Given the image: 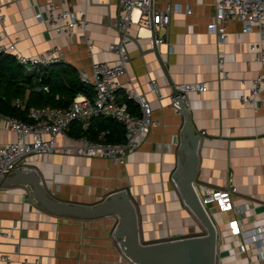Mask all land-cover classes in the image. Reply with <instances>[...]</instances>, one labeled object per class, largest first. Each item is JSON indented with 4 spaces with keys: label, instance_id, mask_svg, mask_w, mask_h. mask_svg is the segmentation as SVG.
Returning <instances> with one entry per match:
<instances>
[{
    "label": "crops",
    "instance_id": "obj_1",
    "mask_svg": "<svg viewBox=\"0 0 264 264\" xmlns=\"http://www.w3.org/2000/svg\"><path fill=\"white\" fill-rule=\"evenodd\" d=\"M68 1L72 8L86 10L85 32L94 43L92 55L79 32L57 34L49 22L37 17L38 13L45 16L44 0H0L2 41L8 43L18 35L16 47L25 54L58 45L65 61L76 69L90 70L92 57L112 62L115 54L107 45L119 39V0ZM166 1L157 0V5ZM169 1L189 5L191 13L173 12L169 24L154 31L134 23L131 37L123 40L128 61L119 79L144 93L158 120L138 147L129 151L121 164L112 163L107 156L59 148L27 157L47 192L57 199L92 204L125 189L136 209L140 240L146 242L205 232L177 182V170L186 157L181 146L186 133L183 113L169 104L168 94L181 81L207 83L204 91L188 92L189 121L199 134L193 182L235 185L233 198L244 207V224L264 223V86L253 102L238 98L260 69L250 43L264 42V29L244 32L239 20H230L226 23L227 39L220 43L206 28L215 0ZM136 14L133 10L132 15ZM157 36L164 40L156 43ZM220 53L224 56L221 64ZM150 79L156 80L162 97L149 87ZM121 96L122 91L117 98ZM13 137L12 130L0 127V144ZM65 141L57 135L55 144ZM29 188L23 183L0 184V224L21 225L13 230V237L0 239V250L18 260L41 255L49 264L118 262L115 215L80 218L55 213L35 201ZM208 212L217 229L216 264H264V256L253 243L229 233L226 213L215 207Z\"/></svg>",
    "mask_w": 264,
    "mask_h": 264
},
{
    "label": "built area",
    "instance_id": "obj_2",
    "mask_svg": "<svg viewBox=\"0 0 264 264\" xmlns=\"http://www.w3.org/2000/svg\"><path fill=\"white\" fill-rule=\"evenodd\" d=\"M12 0H6L9 2ZM120 17L117 21L119 39L110 41L108 49L115 54L112 62L92 57L90 70L80 67L77 69L79 78L93 85L94 96L89 98L83 92H77L73 99L63 107L45 105H28L26 101L15 98L13 103L21 108H27L29 121L20 119L0 111V127H5L14 132V137L0 144V175L14 171L31 168L27 157L29 155H44L57 148L64 152L73 151L85 155L107 156L112 163L121 164L129 151L138 147L144 140L151 126L158 120L153 117L152 108L144 93L138 91L133 85H125L119 77L125 73L128 54L123 46V40L131 37L130 28L136 24L138 28L156 30L169 24L173 12L191 13L189 5L169 0L162 6L157 5V0H119ZM45 16L38 13L40 20L49 22L57 34L72 36L79 32L86 47L92 55L93 41L85 30L88 25L86 10L84 8H72L68 0H44ZM137 11L135 16L132 11ZM4 13L0 10V22ZM230 20H239L242 24L241 31L264 29V0H215L214 12L206 23L208 31L216 34L218 42L227 39L226 23ZM0 32V52L11 53L14 58L27 69H34L40 65L65 62V54L58 45H52L44 50L32 54H25L17 49L16 35L8 43L2 41ZM162 36L155 37L156 43L162 42ZM250 48L256 60L260 63L257 74L250 79L245 91H241L238 98L242 101L253 102L264 86V42L254 40ZM224 61L222 53L218 56V63ZM224 74V72H223ZM243 81V79L241 80ZM149 87L162 97L155 79H150ZM174 86L178 93L172 91L168 94L169 104L181 112L179 100L189 106L188 92L191 90L204 91L207 83L203 80L181 81ZM47 89V86H43ZM122 91L127 99L135 101L138 111L129 109L125 100L118 101V93ZM97 115H111L119 121L124 128L123 142H108L101 131L97 139H91L86 135L72 136L67 133L69 125L78 120L83 127H87L89 119ZM200 134L204 130L199 131ZM60 135L66 141L56 145L55 140ZM195 191L207 211L215 207L217 212L226 213V226L231 235H236L244 242L253 243L257 253L264 256V223L246 226L243 221L244 207L235 203L233 195L237 187L230 184L226 187H216L202 180L193 182ZM21 225L14 222L9 227L0 224V239L13 237V230L20 229ZM119 246V243H118ZM119 258L116 264H134L119 246ZM0 264H49L41 255H35L32 259H14L8 251L0 250Z\"/></svg>",
    "mask_w": 264,
    "mask_h": 264
},
{
    "label": "water",
    "instance_id": "obj_3",
    "mask_svg": "<svg viewBox=\"0 0 264 264\" xmlns=\"http://www.w3.org/2000/svg\"><path fill=\"white\" fill-rule=\"evenodd\" d=\"M173 93L178 90L174 86ZM184 116L183 130L186 137L181 144L186 157L177 170V182L182 196L205 227V232L172 237L155 241H141L138 231L136 209L125 189L110 193L96 203H80L52 197L46 190L41 177L32 168H23L0 175V184L23 183L29 193L42 207L60 214L80 218H93L113 214L118 220L114 235L122 251L134 264H216L217 229L205 206L201 203L193 184L196 164V148L199 134L194 132L188 109L179 100ZM109 117H112L109 115Z\"/></svg>",
    "mask_w": 264,
    "mask_h": 264
},
{
    "label": "trees",
    "instance_id": "obj_4",
    "mask_svg": "<svg viewBox=\"0 0 264 264\" xmlns=\"http://www.w3.org/2000/svg\"><path fill=\"white\" fill-rule=\"evenodd\" d=\"M43 86H47V89ZM77 92H83L89 98L94 96L93 85L83 82L72 64L65 61L27 69L11 53L0 52V111L29 121L31 119L27 115V108L14 104L15 98L25 100L27 106L50 104L63 107ZM123 100L127 102L131 111L137 112L132 101L122 92L118 101ZM101 131H105L103 136L105 141L125 140L122 124L108 115L91 117L87 127H83L81 121L74 120L69 125L67 133L72 136L86 135L91 139H97Z\"/></svg>",
    "mask_w": 264,
    "mask_h": 264
},
{
    "label": "rangeland",
    "instance_id": "obj_5",
    "mask_svg": "<svg viewBox=\"0 0 264 264\" xmlns=\"http://www.w3.org/2000/svg\"><path fill=\"white\" fill-rule=\"evenodd\" d=\"M114 217H115V216H114ZM116 219H118L117 216H116Z\"/></svg>",
    "mask_w": 264,
    "mask_h": 264
}]
</instances>
